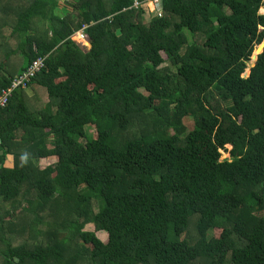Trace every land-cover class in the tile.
I'll return each mask as SVG.
<instances>
[{
	"label": "trees",
	"instance_id": "trees-1",
	"mask_svg": "<svg viewBox=\"0 0 264 264\" xmlns=\"http://www.w3.org/2000/svg\"><path fill=\"white\" fill-rule=\"evenodd\" d=\"M161 1L0 0V264H264V0Z\"/></svg>",
	"mask_w": 264,
	"mask_h": 264
},
{
	"label": "built area",
	"instance_id": "built-area-1",
	"mask_svg": "<svg viewBox=\"0 0 264 264\" xmlns=\"http://www.w3.org/2000/svg\"><path fill=\"white\" fill-rule=\"evenodd\" d=\"M131 7L145 8L147 11H150L151 13H153L154 15L158 17L162 15V1L161 0H147V1L134 0ZM149 7L151 10H149ZM84 27L85 26L77 30L71 37L73 40H75L76 42L82 45H85L87 43L84 31H83ZM44 62H45L44 57H37L36 59L32 61V63L26 69V71H23L20 75L16 76L13 79L10 87L1 90L0 108H3L6 106L14 88H17V87L25 88L26 87V82L29 80L30 77L34 76L44 66Z\"/></svg>",
	"mask_w": 264,
	"mask_h": 264
},
{
	"label": "rangeland",
	"instance_id": "rangeland-1",
	"mask_svg": "<svg viewBox=\"0 0 264 264\" xmlns=\"http://www.w3.org/2000/svg\"><path fill=\"white\" fill-rule=\"evenodd\" d=\"M63 8V7H62ZM66 8V7H65ZM68 9V8H67ZM263 9V8H262ZM260 10L261 11V13H264V10ZM149 10H151L150 9V7H149ZM144 11H145V15H146V17H149V14L151 13L150 11H147V10H145L144 9ZM57 13H60V11H56ZM84 46H86V47H89V45H88V43H86ZM162 56H163V58L165 59V55L164 54H162ZM251 60H252V58H251ZM251 62V61H250ZM252 63V62H251ZM250 64V63H249ZM162 67V69L163 68H167V70L168 71H170V70H174L173 69V67H170V65H169V62L168 61H166V62H164L163 63V65L161 66ZM183 122H184V124H185V126L190 130V129H192V127H193V123H192V119L191 118H184L183 119ZM88 128H89V133H92L93 132V127H89L88 126ZM226 148H227V150L230 148V146L229 145H227L226 146ZM227 150H225V151H221V154H222V158H227V157H229V154H228V152H227ZM51 161H50V159H44V160H41V163H44V164H49ZM87 229H90V230H93V226L92 225H88L87 226ZM96 234H97V236L100 238V239H102L103 241L104 240H106V234L104 233V232H100V231H98V232H96Z\"/></svg>",
	"mask_w": 264,
	"mask_h": 264
},
{
	"label": "water",
	"instance_id": "water-1",
	"mask_svg": "<svg viewBox=\"0 0 264 264\" xmlns=\"http://www.w3.org/2000/svg\"><path fill=\"white\" fill-rule=\"evenodd\" d=\"M261 8L264 9V3H263V5L260 7V9H259V13H261V11H260ZM261 14H263V13H261ZM263 49H264V39H263L262 42H261V43L255 48L254 52H253L252 55H251V58L254 59V60L252 61V65H253L254 61L256 60V58H257V54L261 53V52L263 51ZM245 74H247V73H245ZM223 159H226V158H223Z\"/></svg>",
	"mask_w": 264,
	"mask_h": 264
},
{
	"label": "crops",
	"instance_id": "crops-1",
	"mask_svg": "<svg viewBox=\"0 0 264 264\" xmlns=\"http://www.w3.org/2000/svg\"><path fill=\"white\" fill-rule=\"evenodd\" d=\"M151 14H153V13H150L149 15H151ZM144 16H145V18H149V17H146L145 14H144ZM38 89H41V88H38ZM37 103H38V105L45 103V100H44V97H42V94H41V97L40 98H37ZM9 165H10V158H8V160H6V166H9Z\"/></svg>",
	"mask_w": 264,
	"mask_h": 264
},
{
	"label": "clouds",
	"instance_id": "clouds-1",
	"mask_svg": "<svg viewBox=\"0 0 264 264\" xmlns=\"http://www.w3.org/2000/svg\"><path fill=\"white\" fill-rule=\"evenodd\" d=\"M264 14V13H263Z\"/></svg>",
	"mask_w": 264,
	"mask_h": 264
}]
</instances>
